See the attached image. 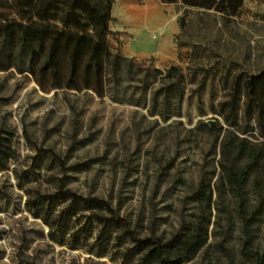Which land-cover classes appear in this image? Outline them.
<instances>
[{"label": "rangeland", "instance_id": "374dc122", "mask_svg": "<svg viewBox=\"0 0 264 264\" xmlns=\"http://www.w3.org/2000/svg\"><path fill=\"white\" fill-rule=\"evenodd\" d=\"M109 28L111 51L138 69L100 94L19 72L24 57L0 70V129L12 151L0 166V264H120L128 242L112 223L100 235L91 199L139 236L168 238L191 220L192 191L216 168L205 124L227 126L221 102L264 68V0H242L233 15L181 0H114ZM171 65L183 95L165 104L156 70ZM60 184L85 198L65 217Z\"/></svg>", "mask_w": 264, "mask_h": 264}, {"label": "trees", "instance_id": "16d2710c", "mask_svg": "<svg viewBox=\"0 0 264 264\" xmlns=\"http://www.w3.org/2000/svg\"><path fill=\"white\" fill-rule=\"evenodd\" d=\"M113 1L0 0V70L16 67V59L24 57L26 65L17 68L19 72L50 75L53 87L102 93L105 84L118 83L124 71L138 69L130 58L111 51L107 41ZM181 1L226 15L242 5V0ZM156 72L163 74V103L171 97L179 102L180 68L171 65ZM241 95L234 84L230 97L220 104L227 126L217 119L205 124L218 150L216 168L192 191L191 220L168 238L139 236L127 219L91 199L100 211L94 216L103 225L100 235L112 223L128 242L120 264L132 259L136 264H264V68L246 79ZM9 135L0 129V166L12 156ZM58 193V198L70 199L61 217L73 214L85 201L62 184ZM101 209L108 216L103 217Z\"/></svg>", "mask_w": 264, "mask_h": 264}, {"label": "crops", "instance_id": "0c3cea01", "mask_svg": "<svg viewBox=\"0 0 264 264\" xmlns=\"http://www.w3.org/2000/svg\"><path fill=\"white\" fill-rule=\"evenodd\" d=\"M180 22V21H179ZM160 29H162L161 27H160ZM160 31H164V30H160ZM162 33H165V32H162Z\"/></svg>", "mask_w": 264, "mask_h": 264}]
</instances>
